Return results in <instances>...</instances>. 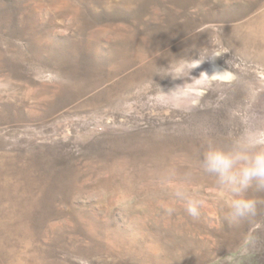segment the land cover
<instances>
[{"label": "rangeland", "instance_id": "obj_1", "mask_svg": "<svg viewBox=\"0 0 264 264\" xmlns=\"http://www.w3.org/2000/svg\"><path fill=\"white\" fill-rule=\"evenodd\" d=\"M0 264H264V0H0Z\"/></svg>", "mask_w": 264, "mask_h": 264}]
</instances>
